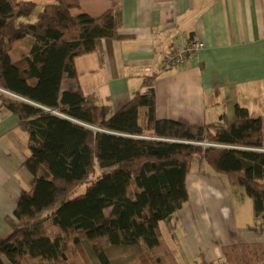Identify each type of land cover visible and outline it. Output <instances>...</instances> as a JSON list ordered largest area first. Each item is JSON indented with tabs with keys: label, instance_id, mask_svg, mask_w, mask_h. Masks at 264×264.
<instances>
[{
	"label": "trees",
	"instance_id": "trees-1",
	"mask_svg": "<svg viewBox=\"0 0 264 264\" xmlns=\"http://www.w3.org/2000/svg\"><path fill=\"white\" fill-rule=\"evenodd\" d=\"M52 1L35 22L21 24L36 3L0 0V90L19 98L3 100L0 111L15 116L27 136L23 167L31 177L5 219L0 264H178L160 224L170 232L171 217L188 201L194 158L243 189L260 217L262 119L236 105L232 123L221 116V127L158 120L154 76L113 114L94 94L62 92L63 79H76L77 57L100 56L103 44L110 53L121 39V14L92 18L78 0ZM27 38V53L13 61L10 52ZM204 142L210 146L197 145ZM222 255L221 264L264 263L260 244L225 246Z\"/></svg>",
	"mask_w": 264,
	"mask_h": 264
},
{
	"label": "crops",
	"instance_id": "crops-1",
	"mask_svg": "<svg viewBox=\"0 0 264 264\" xmlns=\"http://www.w3.org/2000/svg\"><path fill=\"white\" fill-rule=\"evenodd\" d=\"M78 3L92 18L118 10L121 39L111 44L110 53L103 44L100 56L77 57L76 79H63L62 92L94 94L113 114L146 91L143 79L154 76L158 120L221 127L220 117L232 123L238 105L264 124V0ZM193 40L204 46L193 59L182 67L162 68L171 50ZM3 100L8 98L3 95L0 104ZM27 157V136L18 120L0 111V239L10 231L5 219L12 218L21 192L29 189L31 177L23 167ZM186 187L188 201L171 217L170 232L160 224L178 264H221L222 248L235 244L264 249V213L253 215L243 189L229 187L224 176L198 158L192 160Z\"/></svg>",
	"mask_w": 264,
	"mask_h": 264
},
{
	"label": "built area",
	"instance_id": "built-area-1",
	"mask_svg": "<svg viewBox=\"0 0 264 264\" xmlns=\"http://www.w3.org/2000/svg\"><path fill=\"white\" fill-rule=\"evenodd\" d=\"M203 48V44L198 40L190 41L181 47H175L162 59L161 66L163 69L182 67L189 60L193 59ZM0 92L11 98L19 99L18 97L3 90H0ZM197 145L206 147L209 146L205 142Z\"/></svg>",
	"mask_w": 264,
	"mask_h": 264
},
{
	"label": "rangeland",
	"instance_id": "rangeland-1",
	"mask_svg": "<svg viewBox=\"0 0 264 264\" xmlns=\"http://www.w3.org/2000/svg\"><path fill=\"white\" fill-rule=\"evenodd\" d=\"M12 1H14V2L26 1V2L36 3V8H35L34 12L32 13V15L29 18L20 19L19 23H21V24H29V23L35 22L38 13H40L42 11L44 5L53 3L52 0H50V1L49 0H12ZM31 40H32L31 38H27L23 42L18 43L14 46V48L10 52V56H11L13 61H18V59L22 55H25L27 53V51L29 49V45H30L29 42H31ZM3 95H5V94H3ZM5 96L9 99V96H7V95H5ZM202 147H206V146H202ZM85 188H86L85 185L80 187L74 195L77 196L79 194H82L84 192Z\"/></svg>",
	"mask_w": 264,
	"mask_h": 264
},
{
	"label": "water",
	"instance_id": "water-1",
	"mask_svg": "<svg viewBox=\"0 0 264 264\" xmlns=\"http://www.w3.org/2000/svg\"><path fill=\"white\" fill-rule=\"evenodd\" d=\"M23 101V100H22ZM24 102H26V101H24Z\"/></svg>",
	"mask_w": 264,
	"mask_h": 264
}]
</instances>
